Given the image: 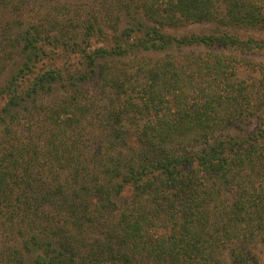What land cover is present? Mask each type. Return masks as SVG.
<instances>
[{"label":"trees","instance_id":"obj_1","mask_svg":"<svg viewBox=\"0 0 264 264\" xmlns=\"http://www.w3.org/2000/svg\"><path fill=\"white\" fill-rule=\"evenodd\" d=\"M57 4L0 54V264H258L264 0Z\"/></svg>","mask_w":264,"mask_h":264},{"label":"rangeland","instance_id":"obj_2","mask_svg":"<svg viewBox=\"0 0 264 264\" xmlns=\"http://www.w3.org/2000/svg\"><path fill=\"white\" fill-rule=\"evenodd\" d=\"M22 0H6L4 3L0 1V54H4L3 49H10V39L17 35L18 30L23 29L25 25L33 22L37 19V16L45 11V8H52L55 4L59 3L63 6L68 5L70 8L88 9L91 5H97L101 0H27L24 1L26 5L21 2ZM112 1V0H110ZM27 4L29 6H27ZM58 5V4H57ZM60 6V5H58ZM28 8H33V14L28 10ZM133 11V12H132ZM59 14V13H57ZM122 17L119 19L118 28H123L128 26L127 21L133 18H140L141 15L138 14L134 9L122 12ZM142 18V17H141ZM228 29L230 32H234L233 28L222 27L221 25H216L213 23H195L190 24L185 27L176 30H166V32L176 35H181L184 33H195V34H207L211 32H216L220 30ZM261 38H264V29L261 30ZM13 56L9 58L8 61L0 65V86H2L5 80L17 69L18 63L22 60L18 48H13ZM143 56H150L146 52L142 53ZM237 57L238 67V78L251 79L254 76L259 77V73L253 71V67L248 63H245L242 59H239L241 54L236 52L232 53ZM159 54H154L153 57H157ZM245 58L256 63L261 61L264 63V49L255 53H248ZM72 60H75L74 58ZM262 77V74H261ZM95 88V87H94ZM93 90L95 93L97 91ZM55 91L54 94H57ZM98 99V98H97ZM98 101L103 103V99L99 98ZM2 99H0V105L2 104ZM264 250V249H263ZM262 252V250H261ZM258 264H264V251L259 253Z\"/></svg>","mask_w":264,"mask_h":264}]
</instances>
